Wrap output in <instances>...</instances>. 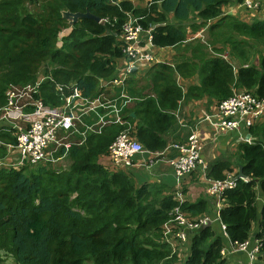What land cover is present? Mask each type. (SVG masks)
I'll list each match as a JSON object with an SVG mask.
<instances>
[{
    "label": "trees",
    "instance_id": "16d2710c",
    "mask_svg": "<svg viewBox=\"0 0 264 264\" xmlns=\"http://www.w3.org/2000/svg\"><path fill=\"white\" fill-rule=\"evenodd\" d=\"M136 1L138 6L129 0H0V109L9 87L33 84L40 72L44 82L34 97L44 104H61L57 86L64 95L74 88L81 98L94 99L100 81L113 78L122 59L119 36L127 14L141 18L145 29L153 27L154 47L174 52L169 63H152L137 77L133 70L126 82L137 100L121 119L147 152L164 151L183 99L219 102L241 90L264 99V4L245 22L223 14L231 0ZM62 12H88L100 22L69 25ZM176 77L197 83L183 92ZM126 128L112 122L71 146L66 168L0 167V264L7 257L11 264H169L170 250L159 241L178 206L175 191L162 183L136 185L123 170L100 163ZM248 133L252 141L238 145L234 174L240 171L246 181L237 179L222 193L218 213L228 240L203 227L190 237L189 255L179 264H231V248L249 240L253 223L264 252V203L257 200L258 192L264 194V124ZM0 139L15 144L14 138ZM224 171L232 173L230 163L217 161L205 177L223 180ZM180 207L195 218L207 203ZM255 264H264V253Z\"/></svg>",
    "mask_w": 264,
    "mask_h": 264
},
{
    "label": "built area",
    "instance_id": "2783aa9c",
    "mask_svg": "<svg viewBox=\"0 0 264 264\" xmlns=\"http://www.w3.org/2000/svg\"><path fill=\"white\" fill-rule=\"evenodd\" d=\"M239 4L252 13H258L259 8L263 6L262 0H239ZM140 20L141 18L127 14L122 25L119 38L122 42L121 52L124 64L121 70L105 84L107 90L115 87L120 89L116 97L110 98L98 95L91 100L83 99L76 89H69L70 93L64 95L63 88L57 86L56 91L60 95L61 104L53 107L36 98H34L31 105L18 103V100L25 94H32L33 96L37 94L38 86L41 83L36 81L21 88L9 87L5 91L6 103L0 109V118L12 122L19 120L26 123L23 129L14 127L16 132L14 148L18 153V162L14 168L18 169L26 165L37 166L43 163L54 165L59 162L63 157L50 158L46 153V148L53 143L58 145L56 132L73 125V122L78 119L76 111L80 104L86 108L83 113L96 109L106 110L108 114L114 117V122L127 126L108 148L107 157L112 168L124 169L131 165V159L135 155L147 152L142 144L130 135L129 130L131 127L127 122L122 121L118 106L120 101L127 99L123 90L124 82L133 70H138L142 64L150 65L155 61L150 50L153 46L151 43L153 27L143 28L139 22ZM27 109H31L30 112H27ZM207 119L216 120L213 126L218 132L248 131L249 128L264 123V99H259L250 91L234 92L230 97L216 102L215 111ZM241 140L250 143L249 138L244 139L242 136ZM83 142L76 146L81 145ZM71 146L73 145H62L63 155L67 154ZM174 147L177 154L168 159L167 163L177 180L190 175L200 167L205 172V166H202L203 162L200 155V142L196 132L191 133L184 144L175 145ZM234 174L226 175L223 180L207 179L204 175L207 185L206 194L215 201L217 212L215 221L220 224L222 236L226 240L228 239L225 228L219 222L218 213L224 205L222 193L235 187L236 178ZM240 180L246 181L245 178H240ZM174 199L178 202V206L172 210L171 219L162 226L161 244L168 245L173 254L181 251L182 256L186 258L189 255L190 237L202 227L211 224L212 221L206 217L192 218L188 212L183 211L180 205L185 202V197L179 189L174 192ZM235 245L236 247L231 248L232 253L246 252L249 241ZM261 246L262 240L255 239L252 249L248 253L249 264H255L258 257L263 255L264 252L261 250ZM227 248L225 247L220 252L223 257H225Z\"/></svg>",
    "mask_w": 264,
    "mask_h": 264
},
{
    "label": "crops",
    "instance_id": "0c3cea01",
    "mask_svg": "<svg viewBox=\"0 0 264 264\" xmlns=\"http://www.w3.org/2000/svg\"><path fill=\"white\" fill-rule=\"evenodd\" d=\"M132 1L134 6H138L136 0ZM264 4V0H262ZM222 12L225 15H231L245 22H251L258 13L248 12L242 8L237 0H231V2L222 8ZM155 61L154 63H169L174 52L170 48H156L152 46L150 48ZM124 64V58L117 60L115 67V74L121 70ZM150 65L142 64L135 75L132 77H137L139 74L143 73ZM129 76L124 82V94L127 99L122 100L118 103L120 115L123 116L126 109L131 108L136 102L137 98L132 94L131 89L126 85ZM36 82H44V77H38ZM107 81H100L101 92L99 95L104 97H116L120 89L115 87L111 90L105 89V84ZM176 82L182 87L183 92L194 86L197 82L193 77L190 78H180L176 77ZM18 89V88H17ZM235 92V91H234ZM239 92V91H236ZM97 97V96H96ZM34 96L32 94H25L19 100L18 103L33 104ZM216 108V101L209 97H201L198 99H183L177 111L175 112L176 124L166 135V148L161 153L146 152L143 154L135 155L131 159V165L127 166L123 170L126 172L130 178L134 181L136 185L147 182V183H162L174 191L179 189L185 197V202L196 203L199 200H203L207 203V208L204 213L198 217H206L212 221L211 224L206 225L216 233L220 234L221 228L220 224L215 221L216 209L215 201L206 194L207 185L205 183L204 175L211 168L212 164L217 161H228L230 163V169L232 173L237 172L238 159L236 154L238 153V145L245 143L241 140L243 136L244 139L249 138V142L252 141V137L249 135L248 131L241 130L240 132H218L214 128L215 119H207L211 116ZM85 106H78L76 115L77 120L73 122L71 127H64L62 130L56 132V139L58 140V145L50 144L46 148V153L50 158L55 159L57 157H63L59 162L64 165L67 161L66 155H63L62 145L70 144L77 145L82 141H85L87 136L90 134L100 133L101 129L110 123H114V120L106 110L96 109L90 112L83 113ZM31 109H27L30 112ZM88 111V110H87ZM264 124V123H263ZM26 123L23 121H7L0 118V136H8L15 139V129L14 127H19L23 129ZM196 132L200 142V155L202 159V166H205V172L202 167L197 168L193 173L188 176L177 180L174 176L171 167L168 165L167 160L172 158L177 154L175 145L184 144L191 133ZM18 162V153L11 142L6 139H0V167H15ZM100 163L108 168H111L109 158L107 156L100 159ZM46 164V163H45ZM65 168V166H63ZM224 175H228L226 171L223 172ZM257 200L259 206L264 203V194L261 192L257 193ZM258 230L257 223H253L251 226V235L249 238L248 249H252L255 240V234ZM227 245V244H226ZM248 249L246 252L241 254H235L230 257L231 264H249ZM232 257V258H231Z\"/></svg>",
    "mask_w": 264,
    "mask_h": 264
},
{
    "label": "water",
    "instance_id": "95a60500",
    "mask_svg": "<svg viewBox=\"0 0 264 264\" xmlns=\"http://www.w3.org/2000/svg\"><path fill=\"white\" fill-rule=\"evenodd\" d=\"M62 17L67 20V22L69 23V25H74L75 23L78 22V20L80 19H87V20H92L95 21L97 23L100 22V19L98 17H95L93 15H91L90 13L86 12V13H70V12H62ZM133 116V115H132ZM248 139V136H247ZM236 180L240 179V178H244L242 176V173L240 171H238V174L236 176ZM205 227V226H204ZM203 228V227H202ZM201 228V229H202ZM199 229V231L201 230ZM198 231V232H199ZM248 252H250V249H248ZM237 254H241V252H238Z\"/></svg>",
    "mask_w": 264,
    "mask_h": 264
},
{
    "label": "rangeland",
    "instance_id": "374dc122",
    "mask_svg": "<svg viewBox=\"0 0 264 264\" xmlns=\"http://www.w3.org/2000/svg\"><path fill=\"white\" fill-rule=\"evenodd\" d=\"M148 5L146 4L145 7H147ZM144 7V8H145ZM69 30H65L64 32H62L60 34V36L62 37L64 34H66ZM39 76L40 77H43L44 74L43 72H40L39 73ZM44 164V163H43ZM41 165V164H40ZM58 166H61L63 168V166H65V168L68 166V161L64 162V165L61 164V162L59 164H54L53 167H58ZM159 243L161 244L162 243V238L160 237V241ZM169 250H170V256H169V259L167 260V262H169V264H179L181 262H183L185 260V258L182 256V252L180 251V253H174L171 251L170 247L168 245H166ZM7 257V256H6ZM6 264H11L12 261L9 257H7L5 260ZM160 264H164L163 262H161Z\"/></svg>",
    "mask_w": 264,
    "mask_h": 264
}]
</instances>
